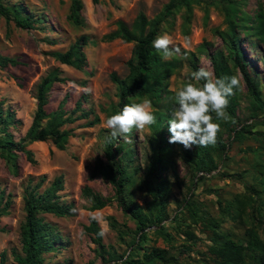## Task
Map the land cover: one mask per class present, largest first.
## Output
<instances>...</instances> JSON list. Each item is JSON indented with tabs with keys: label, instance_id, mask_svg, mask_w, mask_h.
<instances>
[{
	"label": "rangeland",
	"instance_id": "obj_1",
	"mask_svg": "<svg viewBox=\"0 0 264 264\" xmlns=\"http://www.w3.org/2000/svg\"><path fill=\"white\" fill-rule=\"evenodd\" d=\"M81 1L83 26H76L67 18L71 0H1L10 13L16 7L21 9L23 16H32L33 26L32 29H22L0 16V54L16 58L19 62L16 66L0 69V102L4 110L14 112V121L8 131L15 143L20 142L32 123L38 84L54 70L65 82L53 85L45 111L51 113L62 103L68 115L77 109L78 103L73 117H84L62 128L71 130L73 135L63 151L57 150L51 141L28 145L26 149L32 152L34 165L27 162L23 153H18V168L13 171L0 156V208L8 203L7 214L0 217V255L2 252L6 254L5 264H16L13 252L21 254L24 196L41 178L44 181L39 193L59 176L63 179V190L58 194L60 203L78 211L65 218L39 215L56 235L54 251L43 256L45 263L119 264L133 253L130 245L137 238L134 221L115 200L112 185L98 174L93 176L98 162H106L104 144L110 130L105 120L119 109L118 88L111 75L119 79L127 77V62L134 46L119 39L107 41L104 38L116 29L118 21L130 25L140 12L152 19L170 0H99L97 4L91 0ZM204 1L205 4L195 6L191 14L181 10L159 30V35L167 33L171 36L172 47L181 48V55L163 59L177 60L179 65L167 79L168 92L163 98L168 104L175 105L173 97L186 83L202 84L192 79L190 61H194L198 68L203 66L213 72L210 55L216 51L225 53V44L218 33L226 32L230 26L221 10L222 0ZM236 7L238 16L247 19L245 24L234 29L243 61L264 102V0H236ZM258 15H262L261 26L257 25ZM82 38L86 42L82 46L86 61L81 71L62 65L53 58V53L66 52L75 43H82ZM234 75L240 81L235 118L217 120L212 114L213 122L220 126L217 137L224 145L229 144L228 149L214 153L216 169L202 174L184 158L185 153L194 151L196 145L185 149L180 144H171L172 163L162 175L170 188L167 216L159 225L165 234L154 232V226L145 230L147 241L143 246L166 249L167 257H173L177 264H214L215 255L210 248L216 237L206 221H218L217 233L246 245L245 231L252 225L247 217L252 203L250 198L264 207V137L231 141L233 132L230 131L248 125L252 131L264 135V108L253 118L254 107L247 86L238 70L234 69ZM152 111L154 114L153 107ZM95 118L98 119L95 125L85 127ZM167 129L165 133L170 136ZM152 135L153 131L148 126L142 130L133 128L127 139L118 138L120 142L128 143L133 151L132 159L124 161L127 172L132 176L128 199L144 212L150 209L155 183L145 177ZM231 174H241L243 178L224 176ZM201 176L204 180L198 181ZM245 184L253 190L245 189ZM84 186L108 199V205L101 210L90 211L88 200L81 194ZM219 202L222 206L229 202H234L235 206H246V215L240 221H222ZM186 203L188 206L184 207ZM94 216L102 218L99 221L94 219L99 231L105 232L100 243L94 234L85 230ZM256 230L264 243L261 228L257 226ZM138 253L140 258L142 251ZM251 258V253L246 252V261L253 264Z\"/></svg>",
	"mask_w": 264,
	"mask_h": 264
},
{
	"label": "trees",
	"instance_id": "obj_2",
	"mask_svg": "<svg viewBox=\"0 0 264 264\" xmlns=\"http://www.w3.org/2000/svg\"><path fill=\"white\" fill-rule=\"evenodd\" d=\"M93 4H97L99 0H91ZM205 4L204 0H170L162 10L152 19H148L146 15L140 12L132 24L127 25L122 21L116 23V29L107 35L104 39L107 41L121 40L125 43H133L132 55L127 62L128 75L125 79H119L114 74L111 75L112 81L118 88V107L114 114L120 111L125 104L139 103L143 97L148 98L152 102L155 110L156 123L151 125L153 131L150 140L151 153L148 159V165L145 169V177L150 181L154 180L151 196L152 203L150 209L144 212L142 208L128 199V188L132 184V176L127 172L124 163L129 162L133 157L132 147L128 143H123L116 139H112L110 135L105 140L104 157L105 163L99 161L95 168V174L100 175L107 180L114 189V198L120 205L121 209L127 213L135 223V235L132 244V252L122 264H177L173 257H167L166 249L157 247L143 246L146 243L147 228L155 227L154 232L164 235L163 227L160 223L166 219V205L170 194V188L162 179L163 172L171 165L170 158L171 144L168 142L170 136L165 133L168 127L167 121L171 118V113L175 105L165 102L163 95L168 92L166 89L167 79L179 67L177 60L164 61L162 53L157 52L152 43L159 35L162 24L174 17L178 12L184 10L191 14L195 6ZM222 12L227 19L229 29L226 32L218 33L219 38L225 44V53L216 51L209 57L213 68V74L216 78L231 77L234 75V69L238 70L252 98L253 118L258 116V111L264 108V102L259 95L258 86L251 81L243 61V55L238 44V36L235 28H239L247 22L244 17L238 16L236 0L220 1ZM83 4L81 0H71L68 14V20L76 25H84V17L82 15ZM0 16L7 21H13L15 25L22 29H32V16H23L21 9L12 8V13L6 8L0 0ZM258 24L262 25V15H258ZM82 43L77 42L72 45L66 52L53 53V58L62 65L72 67L81 71L85 64V56L82 52V46L86 44L85 39H81ZM192 72L199 68L194 61H190ZM19 62L16 58H10L0 54V69L7 66H16ZM65 79L60 77L57 70L48 73L38 84L36 89V110L32 119V123L26 131L24 137L19 143H15L13 136L8 128L14 121V112L4 110L0 102V156L5 160L6 164L17 170L18 153H23L27 162L34 165L35 160L33 154L26 147L35 142L51 141L54 147L63 151L67 145L69 137L73 136L72 131L62 129L67 124H72L84 117H73L78 109L75 108L70 114L62 108L60 103L57 110L47 113L45 107L48 104V94L56 83H64ZM203 83V81H199ZM238 98V88L233 90V95L228 97V106L226 112L228 118H235L236 104ZM133 100V102H132ZM45 121V124H44ZM98 122L95 118L91 122L86 123L85 127H91ZM168 131V129H167ZM233 132L231 141H241L245 138L256 139L264 137L261 132L252 131L248 125H243L239 129H230ZM169 132V131H168ZM228 145H224L219 137L216 143L203 146H195L194 151L185 153V160L189 165L202 174H208L216 169V163L213 154L216 152H224L228 149ZM120 155V156H119ZM123 162V163H121ZM97 172V173H96ZM227 178L239 179L243 177L241 174L224 175ZM152 179V180H151ZM201 176L198 181H203ZM44 178L24 196V212L25 219L20 227L21 254L13 252V261L16 264H49L45 263L44 255L54 251V242L56 235L50 226L46 225L39 215L49 214L58 218H65L72 215L71 206L64 205L59 201V192L63 190V179L61 176L54 179L52 184L42 193L38 192ZM245 189L253 190L252 187L245 184ZM82 196L88 200L90 211L101 210L108 205L109 200L104 199L100 195L93 192L88 186L81 189ZM252 198V197H251ZM249 208L250 214L247 215L252 225L245 231L247 237L246 245L242 242H236L228 235L217 233L215 230L218 221H206L210 229L213 230L216 239L214 245L210 248L211 253L215 255L214 264H252L246 261V252H250L253 264H264V243L259 239L256 230L259 226L264 235V207L259 204L256 199H251ZM242 204V203H240ZM188 203L184 205L187 207ZM8 203L6 202L0 208V217L7 214ZM246 212V206H235L234 202L226 203L224 206L219 202L220 219L230 220L232 222L240 221ZM196 216V213L192 214ZM89 233L95 235L96 240L100 243L101 237L98 226L94 219H90V224L85 228ZM187 236L191 233L185 232ZM137 240V241H135ZM137 253H134L136 252ZM138 251H142L141 257ZM6 263V254L0 255V264Z\"/></svg>",
	"mask_w": 264,
	"mask_h": 264
},
{
	"label": "clouds",
	"instance_id": "obj_3",
	"mask_svg": "<svg viewBox=\"0 0 264 264\" xmlns=\"http://www.w3.org/2000/svg\"><path fill=\"white\" fill-rule=\"evenodd\" d=\"M172 45L173 40L167 33L158 35L152 43L153 48L162 53L165 60L181 55V48ZM191 76L193 80L203 83L198 85L188 82L176 91L173 97L175 107L167 121L170 133L168 142L180 144L185 149H190L193 145L206 147L216 143L220 126L213 122L212 114H215L217 120L228 119V97L233 95V90L240 84L235 75L216 78L212 71L203 66L192 72ZM155 123L152 102L148 98L139 103L125 104L120 111L105 120L112 139H127L133 128L142 130ZM70 211L77 213L78 209L72 208ZM92 219L99 221L102 218L94 216ZM97 235L103 237L105 232L101 230Z\"/></svg>",
	"mask_w": 264,
	"mask_h": 264
}]
</instances>
